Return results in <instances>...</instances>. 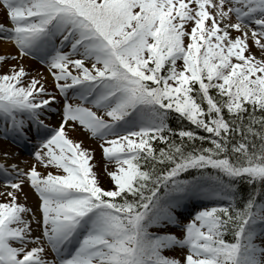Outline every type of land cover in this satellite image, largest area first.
Here are the masks:
<instances>
[{"label": "snow or ice", "instance_id": "snow-or-ice-1", "mask_svg": "<svg viewBox=\"0 0 264 264\" xmlns=\"http://www.w3.org/2000/svg\"><path fill=\"white\" fill-rule=\"evenodd\" d=\"M0 45V133L35 144L0 264H264V0H0Z\"/></svg>", "mask_w": 264, "mask_h": 264}, {"label": "rangeland", "instance_id": "rangeland-1", "mask_svg": "<svg viewBox=\"0 0 264 264\" xmlns=\"http://www.w3.org/2000/svg\"><path fill=\"white\" fill-rule=\"evenodd\" d=\"M0 50H3V46L0 45ZM7 51L9 52H13L14 50L11 48H8ZM253 51L256 53L257 56H259V50L257 49H253ZM10 63H15V61H10ZM26 64L31 67V68H36L39 69V71L41 73H43L45 76L48 75V73L46 72V70L39 64V62L37 61H26ZM48 80L52 81L51 77L48 78ZM53 120L51 121L52 125L54 126L55 123L57 121H59L60 117L58 115L53 114ZM70 138L73 139L74 141H80L83 140L84 141V147L86 148H90L93 149L95 151V161L94 163L97 165L95 168H97L100 172V175H102L103 177H107L104 174L103 171V166H104V161L101 158V151L98 148V142L91 140L90 138L87 137V133H85L82 129L81 130H77L75 132H70ZM32 150L29 151V153H27V155L25 154H21L19 150H12L11 148L9 149L6 146H2L0 144V162H3V155L5 152L9 153L11 158L7 161V163L12 164L15 163L17 165H19L21 168H28L31 166V164L34 162L33 160V151H34V147L35 144L34 142H31V146ZM41 172H44L45 170L43 168H39L38 169ZM51 171H53V173L55 174V169H51ZM3 186L2 184H0V192H2ZM25 191L29 192V200H28V204L29 206H34L35 204V200L36 198L32 195L30 189L28 188V186H25ZM188 221H184V223H187ZM176 255H180V253H176Z\"/></svg>", "mask_w": 264, "mask_h": 264}, {"label": "trees", "instance_id": "trees-1", "mask_svg": "<svg viewBox=\"0 0 264 264\" xmlns=\"http://www.w3.org/2000/svg\"><path fill=\"white\" fill-rule=\"evenodd\" d=\"M0 74H2V73H0ZM173 123V126H175V124H174V122H172ZM94 171H96L97 172V169H95L94 168ZM100 178V177H99ZM108 178V177H107ZM100 182H101V184L103 185V186H107L108 185V183H109V179H108V182H106V184H104V179L102 178H100Z\"/></svg>", "mask_w": 264, "mask_h": 264}]
</instances>
